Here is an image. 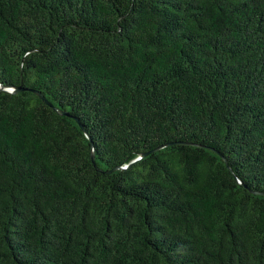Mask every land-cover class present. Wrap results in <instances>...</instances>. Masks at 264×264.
<instances>
[{
  "label": "trees",
  "instance_id": "16d2710c",
  "mask_svg": "<svg viewBox=\"0 0 264 264\" xmlns=\"http://www.w3.org/2000/svg\"><path fill=\"white\" fill-rule=\"evenodd\" d=\"M0 86V264H264V0H0Z\"/></svg>",
  "mask_w": 264,
  "mask_h": 264
},
{
  "label": "water",
  "instance_id": "95a60500",
  "mask_svg": "<svg viewBox=\"0 0 264 264\" xmlns=\"http://www.w3.org/2000/svg\"><path fill=\"white\" fill-rule=\"evenodd\" d=\"M0 91H4V92H7V93H17L18 91H21V89L20 88H11V87H4V86H0ZM42 100H44V97L42 96V94H40V93H37V92H35ZM47 104H49V103H47ZM50 105V104H49ZM59 114H61V115H63L64 113H59ZM145 156V154L144 155H142L140 158H142V157H144ZM91 160H92V162L94 163V155H92L91 156ZM94 166H95V164H94ZM97 169V168H96ZM97 171H99L98 169H97Z\"/></svg>",
  "mask_w": 264,
  "mask_h": 264
}]
</instances>
